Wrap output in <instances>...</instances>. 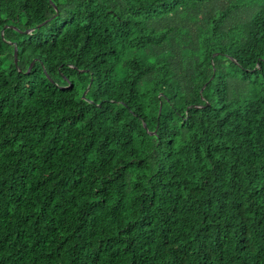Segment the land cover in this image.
<instances>
[{
  "label": "trees",
  "instance_id": "1",
  "mask_svg": "<svg viewBox=\"0 0 264 264\" xmlns=\"http://www.w3.org/2000/svg\"><path fill=\"white\" fill-rule=\"evenodd\" d=\"M0 264H264V0H0Z\"/></svg>",
  "mask_w": 264,
  "mask_h": 264
},
{
  "label": "water",
  "instance_id": "2",
  "mask_svg": "<svg viewBox=\"0 0 264 264\" xmlns=\"http://www.w3.org/2000/svg\"><path fill=\"white\" fill-rule=\"evenodd\" d=\"M55 10H56V8H55ZM44 24H45V23H44ZM40 26H41V25H40ZM40 26H38V28H39ZM26 33H28V32H26ZM16 56H17V50L15 49V50H14V61H15V63H16V60H17ZM30 68H31V65H30L28 71L30 70Z\"/></svg>",
  "mask_w": 264,
  "mask_h": 264
}]
</instances>
